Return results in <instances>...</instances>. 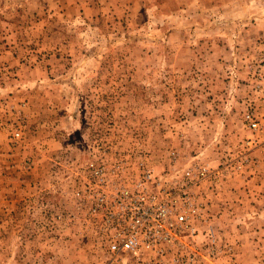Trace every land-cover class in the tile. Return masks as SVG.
<instances>
[{
	"label": "rangeland",
	"instance_id": "374dc122",
	"mask_svg": "<svg viewBox=\"0 0 264 264\" xmlns=\"http://www.w3.org/2000/svg\"><path fill=\"white\" fill-rule=\"evenodd\" d=\"M90 140L208 169L175 264H264V0H0V264H141L65 204Z\"/></svg>",
	"mask_w": 264,
	"mask_h": 264
},
{
	"label": "built area",
	"instance_id": "2783aa9c",
	"mask_svg": "<svg viewBox=\"0 0 264 264\" xmlns=\"http://www.w3.org/2000/svg\"><path fill=\"white\" fill-rule=\"evenodd\" d=\"M66 169L63 199L73 210L72 219L95 232L111 259L163 264L168 258L165 264L176 263V254L169 251L196 232L201 208L196 189L208 169L189 168L181 181H168L157 178L143 161L129 162L98 140L88 141L81 162Z\"/></svg>",
	"mask_w": 264,
	"mask_h": 264
}]
</instances>
